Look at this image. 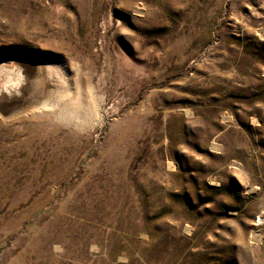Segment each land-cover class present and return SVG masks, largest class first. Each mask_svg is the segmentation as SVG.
<instances>
[{"label": "rangeland", "instance_id": "374dc122", "mask_svg": "<svg viewBox=\"0 0 264 264\" xmlns=\"http://www.w3.org/2000/svg\"><path fill=\"white\" fill-rule=\"evenodd\" d=\"M25 59L51 92L0 116V264H264V0H0Z\"/></svg>", "mask_w": 264, "mask_h": 264}, {"label": "bare ground", "instance_id": "6f19581e", "mask_svg": "<svg viewBox=\"0 0 264 264\" xmlns=\"http://www.w3.org/2000/svg\"><path fill=\"white\" fill-rule=\"evenodd\" d=\"M0 73L5 79L0 87V116L7 118L23 110L38 109L45 105L50 89L47 85V80L51 76L49 64L25 59L9 68L0 67ZM36 94L38 97L43 95L42 101H34Z\"/></svg>", "mask_w": 264, "mask_h": 264}]
</instances>
